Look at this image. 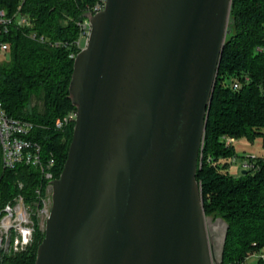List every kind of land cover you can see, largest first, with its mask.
Masks as SVG:
<instances>
[{"label": "water", "instance_id": "water-1", "mask_svg": "<svg viewBox=\"0 0 264 264\" xmlns=\"http://www.w3.org/2000/svg\"><path fill=\"white\" fill-rule=\"evenodd\" d=\"M232 2L105 0L85 14L77 118L35 264H222L227 226L206 216L197 173Z\"/></svg>", "mask_w": 264, "mask_h": 264}, {"label": "trees", "instance_id": "trees-1", "mask_svg": "<svg viewBox=\"0 0 264 264\" xmlns=\"http://www.w3.org/2000/svg\"><path fill=\"white\" fill-rule=\"evenodd\" d=\"M97 1L0 0L9 16L20 11L30 21L23 26L14 22L7 32H0V44L8 47L1 52L0 101L10 116L35 122L31 137L42 145L44 160L55 157L56 178L67 159L76 122L64 129L55 127L56 119L76 109L69 97L75 60L70 55L79 53L74 43L78 21ZM230 28L197 173L206 216L227 226L222 264L244 263L264 249V157H249L252 167L233 175L229 159L236 154L235 145L224 140L264 135V0H233ZM45 186L40 168L22 163L8 169L0 155V209L18 193L37 208L36 190L45 193ZM44 236L45 228L37 222L32 244L4 256L0 264H35Z\"/></svg>", "mask_w": 264, "mask_h": 264}, {"label": "built area", "instance_id": "built-area-1", "mask_svg": "<svg viewBox=\"0 0 264 264\" xmlns=\"http://www.w3.org/2000/svg\"><path fill=\"white\" fill-rule=\"evenodd\" d=\"M104 7L105 0H98L90 7L88 12L96 13L104 9ZM14 22L21 26L28 25L30 23L29 16L20 11L14 16H9L5 9L0 8V32H7L10 25ZM78 27L79 36L74 43L80 51L86 45L83 44L84 40H86V43L88 42L92 25L90 20L84 17L78 21ZM31 36L45 41L43 37H37V33H31ZM55 44L59 45V43ZM7 48L6 43L0 44V52H6ZM70 56L75 59L77 53H72ZM235 87H238V84H235ZM76 118V110H70L62 117L56 119L55 127L64 129L74 123ZM36 126L35 122L31 120L10 116L0 101V144L4 167L14 169L22 163L38 167L46 184L45 193L41 188L36 190L38 195L37 208L27 200L23 193H18L0 209V261L6 255L26 250L34 240L36 223L38 222L42 228H45L46 220L50 215L52 182L56 179L53 170L56 159L54 156H50L46 160L43 159L42 145L31 137V132ZM224 140L227 145H232L235 142L232 137H224ZM243 166L250 168L252 164L247 159ZM22 186L23 184L20 183V187ZM260 258L264 261V252L261 253ZM233 264H243V262Z\"/></svg>", "mask_w": 264, "mask_h": 264}, {"label": "rangeland", "instance_id": "rangeland-1", "mask_svg": "<svg viewBox=\"0 0 264 264\" xmlns=\"http://www.w3.org/2000/svg\"><path fill=\"white\" fill-rule=\"evenodd\" d=\"M83 44L84 45L86 44V40H84ZM1 52H0V60H2L4 57L3 53ZM234 145H235V153H236L234 157L236 159L234 160V157L229 159L230 161L229 171L233 175H236V176L240 175L243 173L244 170L247 169L243 165H244V162L248 159V157H251V156L252 157H264V135H259L254 138L242 136V137L235 139ZM202 150L199 156L200 164H201V158L203 154ZM1 152L2 150H1V144H0V155L2 154ZM214 224L216 223L212 222L211 225L213 226V228L216 227L218 242L220 245L222 241L223 231H224L223 224L219 223L217 224V226H214ZM262 252H264V249L261 252H255L254 254L250 255L243 264H259L261 260L260 256Z\"/></svg>", "mask_w": 264, "mask_h": 264}]
</instances>
